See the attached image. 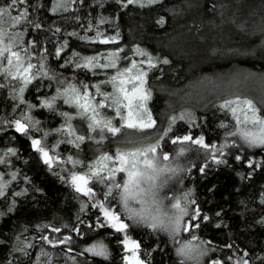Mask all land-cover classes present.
I'll use <instances>...</instances> for the list:
<instances>
[{
  "label": "trees",
  "instance_id": "obj_1",
  "mask_svg": "<svg viewBox=\"0 0 264 264\" xmlns=\"http://www.w3.org/2000/svg\"><path fill=\"white\" fill-rule=\"evenodd\" d=\"M8 3L10 0H0V7ZM56 4L57 0H28V3L17 5L11 10L20 13L24 8L28 9V19L31 23L20 24L23 43L32 56V62L39 64L43 58L42 62L49 74L56 78L38 79L28 86L24 98L33 104H39L38 97H50L55 94L57 87L64 86L57 83V80L67 83L82 81L92 85L115 74L114 69L89 71L77 68L75 63L78 58L74 57L73 53H78L79 58H82L123 49L119 52L120 66L118 64V67H123L126 65L124 61H128L129 57L145 59L136 55V47L148 49L153 62L159 65L160 75L157 91L153 92L154 112L159 108L164 109L168 95L174 90H182L197 73L208 74L230 68L236 63L264 70V47L255 48L256 52L252 48L256 45L255 39L262 27L251 28L249 33L252 36H249V33L241 32L235 26L233 18L229 20V14L233 11L230 9L234 8L237 13L235 19L239 24L253 25L255 17L264 15V0H223L221 4H230L231 7L222 18L227 19V23L222 24L224 28L221 27L215 32L219 37H226L228 42L237 44L239 53L245 55L220 59L216 55L210 56L207 46L201 47L210 42L206 40L215 38V35H210V22L212 17L219 16L217 14L221 7L218 6V0H161L160 3L150 6L140 7L133 4L126 8L117 3V0H74L68 3L67 11L62 8L54 11ZM101 18H105L107 23L101 24ZM161 19L162 24L158 23ZM35 24L40 27L36 28ZM228 28H231V32L226 36L223 32ZM97 32L102 33V36H97ZM110 37H115V42L99 43L100 39ZM168 41L188 44L185 50H188L189 54L170 49ZM135 45L137 46L133 50ZM199 48H204L208 54L203 60L195 61L193 55ZM219 48H212V51ZM246 48L253 54H246ZM57 49H62L60 57L56 56ZM163 59H167L169 63H160ZM103 62L105 61L101 60V63ZM1 80L5 81L3 77ZM42 80L50 83L48 92L43 87L39 92L36 91L37 84L42 86L48 83L41 82ZM161 88L166 90L160 92ZM104 91H108V88ZM17 103L18 101L12 98L11 87L0 88V119L8 122L19 118L20 112L26 109L21 106L13 111ZM192 112L194 115L191 119L194 123L187 119L178 120L174 125L175 135L191 134L195 135L194 138L203 136L207 144L217 147L226 145L223 149L225 156L221 158H227L229 163L217 165L210 159L205 161L204 155H201L203 153L194 151L193 147L192 151L181 158V164L190 170L184 171L181 174L182 179L171 183L165 192L169 196L175 194L181 197L184 193H189L190 198L196 201L200 214L208 217L207 220L196 221L200 226L192 233L199 238L193 241L194 244L204 241L203 247L210 249L208 254L201 258V264H210L211 259L221 260L223 264H239L242 259L247 260L248 264H264V222H261L264 221V202L260 200L264 195V167L249 169L246 162L237 163L232 156L233 153L247 155L248 159L264 164V150L246 145L242 148L240 139L226 135L228 132L219 126L220 116L224 113L216 102L206 110L194 108ZM48 113L50 111L44 108L35 111L34 117L41 122L42 128L45 123L52 122ZM31 135L35 138L41 133L34 132ZM8 147L16 148L18 156L22 155L26 160L17 159L12 164L11 160L16 157L9 158V172H17L18 181L22 184L17 190H26V194L20 197L11 195L10 186L6 197H0V212L5 213L0 216V264H35L42 250L47 251L49 257L41 259L50 258L52 264H123L121 258L124 248L118 243L122 238L119 237L120 234L115 231L110 233L107 228L96 227L95 212L91 207H86L85 210L81 208L82 196L53 174L56 171L54 168L49 170L39 160L37 153L31 148L29 138L17 133L14 127H8L5 123L0 125V150H6ZM164 150L172 152L173 145H164ZM85 155L86 150L82 158ZM205 163L211 167L207 169L206 174H201L198 168ZM13 200L14 210L8 212V206ZM89 225L93 227L90 228ZM52 228H60L61 231L56 234ZM74 229H78L79 234ZM60 234L72 237L71 243L56 244L53 247L40 239L42 236H48L50 240L56 241ZM129 234L139 240L142 248L141 258L145 259L147 264H180L181 258L176 254L178 244L166 234L155 233L146 226L133 227ZM180 239H191V236L182 232ZM165 240L168 242L163 243ZM98 241H103L108 246L110 260L104 261L102 257H93L90 253L83 252L84 248ZM28 243L35 245L34 248L27 249L29 256L16 250ZM69 248L72 251H68ZM186 264L195 262L186 261Z\"/></svg>",
  "mask_w": 264,
  "mask_h": 264
},
{
  "label": "snow or ice",
  "instance_id": "obj_2",
  "mask_svg": "<svg viewBox=\"0 0 264 264\" xmlns=\"http://www.w3.org/2000/svg\"><path fill=\"white\" fill-rule=\"evenodd\" d=\"M69 2H74V0H57L53 10L62 8L67 11ZM160 2L161 0H117V3L125 8L133 4L145 7ZM26 3L28 0H10V3L0 7V77L8 80L9 83L17 82L12 86V98L18 101L13 111L21 106L26 109L20 112L19 118L8 122L0 119V125L7 123L8 127H14L17 133L29 138L31 148L39 155L43 164L49 170L53 169L54 164L57 165L58 170L53 174L65 183H70L76 193L82 194L92 201L90 204H82V210L85 207L96 208L98 213L104 217V220H101L99 215L97 216L96 227L114 229L115 233L123 234L118 243L123 245L125 253H130V255L122 256L123 264H147V261L141 258L140 242L132 239L128 234L132 225H144L155 233L166 234L176 242L179 245L176 248V254L181 258L180 264H186V261L201 264V258L206 256L210 249L203 247L204 241L194 244L193 241H197L199 238L192 233L200 226L196 221H204L208 217L200 214L196 201L190 198L189 193H184L182 197L175 194L169 196L164 190L169 188L174 180L179 182L182 179L180 175L182 172L190 170L181 166L179 159L187 152L192 151L193 146H195V151L203 153L205 161L210 159L215 164L221 165L229 163L227 158H221L225 156L223 149L226 145L217 147L214 144H207L203 136L194 138L191 134L175 135L174 125L177 120L187 119L190 123H194L188 113H181L179 116L173 115L169 118L167 127L158 128L157 119L147 108L151 91L146 88L148 73L141 67L144 63H147L149 68H155L157 65L153 62V57L139 48L134 50L135 53L146 56L147 60L139 62L132 60L130 67H118L119 52H122L123 49H119L118 52L101 53L82 58H79L78 53H73V56L78 58L75 63L77 68L89 71L114 69L115 74L92 85L82 81L67 83L64 80H57V83L64 86L57 87L54 95L38 97L39 104L27 102L24 92L29 85L33 84V81L56 78L49 74V70L42 62L43 58L39 64L32 63L29 50L23 47L20 41V33L9 31V28H15L23 22L31 23L28 19L27 8H24L16 16L11 15V10L15 9L17 5ZM99 22L104 24L107 23V20L101 18ZM158 23L162 24L163 20L161 19ZM34 26L40 27L39 24ZM97 36H102V33L97 32ZM115 40V37H110L100 39L99 43L108 44ZM61 51L62 49H57V57H60ZM101 60L105 62L101 63ZM159 62L169 63L167 59ZM94 74L99 73L94 72ZM108 86H111V92L104 91ZM3 87H7V85L0 84V88ZM36 91H40L39 84L36 85ZM62 105H68L73 111L59 110ZM37 107L47 109L60 116L64 123L55 130L43 131L40 126L41 122L30 115L32 110ZM218 107L230 112L236 121V130L228 132L226 135L238 136L242 141L240 145L242 148L246 145L264 150V113L253 99L235 95L232 98L224 99ZM109 110L114 112V116L108 114ZM74 120L80 123L74 126ZM114 121L117 122L114 123ZM221 127H225V125L221 124ZM150 130L157 134L154 141L149 134ZM52 131L61 134L63 138L55 145H48L47 138L52 134ZM34 132L41 133L40 138H33L31 134ZM136 133L143 135H135ZM117 137L122 138L117 141L118 146L114 153L102 149L101 146L106 140H116ZM169 142L173 146H178L174 147L172 153L164 150V145ZM61 143L72 145L74 149L80 151H83L82 146H86L87 143L94 144L97 146L96 155L91 163L78 158V153L76 158L69 155L66 159L61 160L58 154H51ZM233 146H235V141H233ZM232 156L237 163L246 162L249 169L255 170L256 167H264V164H258L248 159L247 155L233 153ZM11 157L19 159L16 148L8 147L6 150H0V165L7 167ZM173 163H176L175 167L172 166ZM65 164H71L72 167H64ZM210 167V164L205 163L198 168V171L201 174H206ZM61 173L66 174L67 179ZM118 174L123 175L118 179ZM10 177V179H5V173L0 172V197H6L11 183L18 178L17 172H11ZM90 182L91 186H89ZM99 185H103V189L98 192L96 188ZM25 194L26 190L14 191L16 197ZM117 203L120 208L113 210ZM14 207L15 201L13 200L8 206V212L13 211ZM4 214V212H0V216ZM89 227L93 226L89 225ZM74 230L79 234L78 229ZM52 231L58 233L61 230L52 228ZM182 232L188 233L191 239L181 240ZM40 239L52 244L53 247L56 244H70L72 241L70 236H64L58 241L50 240L48 236H42ZM162 242L167 243L168 241ZM34 247V244L28 243L16 250L29 256L30 253L27 249ZM68 251H72V249L69 248ZM83 252L90 253L93 257H102L104 261L111 259L108 246L103 241L84 248ZM41 257L47 258L49 253L42 250L40 256L36 258L35 264H52L50 258L42 260ZM210 264H223V261L211 259ZM239 264H248V261L242 259Z\"/></svg>",
  "mask_w": 264,
  "mask_h": 264
},
{
  "label": "rangeland",
  "instance_id": "obj_3",
  "mask_svg": "<svg viewBox=\"0 0 264 264\" xmlns=\"http://www.w3.org/2000/svg\"><path fill=\"white\" fill-rule=\"evenodd\" d=\"M222 2H223V0L222 1L218 0V3H219L218 6L221 7V10H219V12H218L219 14H217L219 16H217L215 18L212 17L211 22H210V25H211L210 35L211 36L215 35V38H213V40L212 39L206 40V41H210V42H206V44H203V46H201V47L207 46L209 51H210V56L214 57V55H216L217 57H219V59L225 58V57H235V56L241 57L245 54L239 53L238 49L236 48V46H238L237 44H235V43L233 44V43L228 42L229 40L226 37H223V36L219 37V35H217V33L215 32L216 30L221 29V27L224 28V26L222 24L224 22L227 23V19L222 20V18L224 17V15H226L227 11H229V8L231 7L230 4H228V5L221 4ZM191 8H193V6ZM194 8H195V6H194ZM230 10H233V11L229 14V16L231 17V18H229V20H231L233 18L232 22L237 24L238 21L235 19V17L237 16V13L235 12L236 10L234 11V8H232ZM18 14L19 13H15V12L11 11L12 16H16ZM6 20H7V18H6ZM254 21H255V23L253 25H251L250 23H249V25H244V24L238 23L237 25L235 24V26H237L241 32H247V33H249V31H251V28L256 27V29H258L259 27H262V30H260L258 37L255 39L256 45H254L252 47V48H254L253 51L256 52L257 49H255V48L260 49V48L264 47V15L259 16V18L255 17ZM9 31H15V32L20 33V41H21L23 47H25V48L27 47L23 43V32L21 31L20 25L15 27V28H9ZM204 32H206V31H204ZM229 32H231V28L224 30L223 34H226V36H228ZM249 36H252V34H250ZM218 37H219V39H218ZM182 40H184V39H181V41ZM203 41H205V40H203ZM222 41L225 42V44ZM167 44H168L169 48L174 50V51L184 52L181 54H189L188 50H185V49H187L188 44L187 45H185V43L181 44L180 41L177 44L175 42L172 43L171 41H168ZM136 46L137 45H135L133 47V50ZM239 46H241V45H239ZM217 47H220V48L212 51V48H217ZM137 48H139L140 50H142L143 52H146L149 56H151L148 49H146L145 47L141 48L138 46V47H136V49ZM243 48H245V47H243ZM245 50H246L245 52H247L246 54H248V55L253 54V53H249V48H246ZM207 54H208V52L205 53L204 48H199V51H197L193 55V59L195 61H198V60L201 61L206 57ZM137 56H141V55H137ZM142 57L145 59H136V58L129 57L130 59L128 61L127 60L124 61V64H126L124 66L130 67V62L132 60H136L137 62L147 60L146 56H142ZM119 63L120 62L118 61V64ZM119 66H120V64H119ZM158 66L159 65H157L155 68H149L147 63H144L141 66L144 70H145V67H147V69L145 70L148 73L147 78H146L147 79L146 88L150 89V91H151V98L147 101V108L151 111L153 117L155 119H157L158 128L167 127L166 126L167 121L173 115L179 116L181 113H188V114H190V116L192 118L194 115V113L192 112V109L195 108V109H200V110H206L207 108L211 107V105L214 104L215 102L218 106L219 103L222 102L224 99L232 98L235 95L247 96L248 98L253 99L256 102L257 106L261 108V110L264 109V103H262V101H264V70L260 71L258 69L249 68V67L242 66V65H239L236 63L235 65H232V66L230 65L231 66L230 68L223 69V70H215V71H212L211 73H208V74H203V73L198 74L197 73L196 75H194L191 78L190 83L185 85L182 90H174L171 95H168V98L166 99V103H165L166 107L164 109L161 108V110H160V108H159V110H156V112H154L153 111L154 110L153 102H154L155 98L153 99V92L157 91L156 86H157V82L160 79V75L158 74V72H159ZM44 81H46V80H42L41 82H44ZM46 82H48V81H46ZM16 83H17L16 81H12L11 83H9V81L6 79L4 82H2L1 77H0V84H5L8 87H11V91H12V86L15 85ZM48 83L40 86V88L43 87V89L46 92H48L50 87H51L50 83L49 84ZM106 88H108V92L112 91L111 86H108ZM164 90H166V88H161L160 92L164 91ZM155 108H156V106H155ZM38 109H39V107L34 109V111L32 110L30 115L34 116L35 111ZM59 110L69 111V112L73 111L72 109H70L68 107V105L60 106ZM220 110H221V112L224 113L223 115L220 116V119H219L220 120L219 121L220 129H223V131H227V132L235 131L236 130L235 118L232 116V114L230 112L223 110V109H220ZM108 114L114 116V112H112L111 110H109ZM48 115L51 116L52 122L47 123V124L45 123L43 128H42L43 131L55 130L57 128H60L61 125L64 123V120L60 116L55 115L52 112L48 113ZM53 116L56 119L58 117V119L56 120ZM58 120H59V122H58ZM117 120H118V118H117ZM116 122L117 121H114V123H116ZM79 123L80 122L77 120L73 121L74 126L79 124ZM221 124L225 125V127H221ZM84 127H86V126H84ZM125 131H129V130H125ZM149 134H151L152 140L154 141L156 139V135H157L156 132L153 130H150ZM135 135H143V134L136 133ZM40 136H37L35 138H40ZM193 136H195V135H193ZM62 138L63 137L61 134H57L54 131H52V134L49 135L47 138V144L48 145H55L57 143V141L61 140ZM121 138L122 137H117L116 140H106L103 143V145L101 146L102 149L106 152L114 153L116 147L118 146L117 141H119ZM235 138L239 139L238 136ZM168 145L170 147H172L170 142L168 143ZM120 146H123V145H120ZM82 147L84 150H86V155L84 158H82L84 150L80 151V150L74 149L72 145H68V144H64V143H61L59 145V147L55 148V152L51 153V154L55 155V153L57 152L58 155L60 154V156H59L60 159L64 160L69 155H73L74 158H76L77 153H78L79 154L78 158L84 160L85 162L91 163L92 160L94 159V156L96 155L95 150H96L97 146L94 144H91V143H87L86 147L85 146H82ZM174 147H178V146H173V150H174ZM193 147H195V146H193ZM194 151H195V149H194ZM172 152H169V153H172ZM201 155H203V154H201ZM37 157L39 158L38 154H37ZM19 159H21V161H26V160H24L25 158L22 157V155L19 156ZM16 160H17V158L14 160H11L12 164ZM39 160H40V158H39ZM181 162H183V161L180 158L179 164L181 166H183L184 164H181ZM63 166L67 167V168L72 167L71 164H65ZM172 166L175 167L176 163H173ZM53 168L56 171L58 170V166L55 164H54ZM10 169H11V167L9 165L7 167L0 165V172L5 173V179L11 178L10 172H9ZM61 174L65 175V177L67 179L66 174H64V173H61ZM122 175L123 174H118V179ZM12 183L10 185L12 187L11 191H9L11 195L14 194V191H18L17 188L20 185H22L21 182L18 181V178L16 181H13ZM68 185H69L68 187L70 189L75 190L70 185V183H68ZM89 186H91V182H90ZM101 189H103V185H99L96 188V190L98 192ZM164 191H166V189ZM7 193H8V191H7ZM7 193H6V195H7ZM80 195L82 196V200L80 201L81 203L90 204L92 202L89 200V198L84 197L82 194H80ZM260 200L262 202H264V195H262ZM81 208H82V206H81ZM119 208H120V205L117 203L114 205L113 210H117ZM83 209L85 210L86 207ZM91 209L93 212H95L94 217L96 219H97V216L99 215L100 219L104 220V217L98 213V210L96 208H91ZM122 216H123V213H122ZM128 223L131 224L130 221H128ZM133 227L134 228H136V227L141 228V227H145V226L144 225H132V227L128 230V234L130 233L131 229H133ZM108 231L110 233H112L115 230L114 229L113 230L108 229ZM56 234H57V232H56ZM122 235L123 234H120L119 237H122ZM64 236L65 235L60 234L59 239H61ZM131 238L134 240H137L136 238H133L132 236H131ZM59 239H55V240L58 241ZM95 243H97V242H95ZM123 251H124V249H123ZM124 255H130V253H125V251H124Z\"/></svg>",
  "mask_w": 264,
  "mask_h": 264
}]
</instances>
